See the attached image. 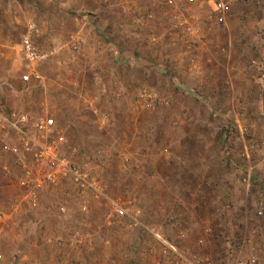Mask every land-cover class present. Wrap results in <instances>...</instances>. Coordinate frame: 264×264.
Wrapping results in <instances>:
<instances>
[{
  "label": "rangeland",
  "instance_id": "374dc122",
  "mask_svg": "<svg viewBox=\"0 0 264 264\" xmlns=\"http://www.w3.org/2000/svg\"><path fill=\"white\" fill-rule=\"evenodd\" d=\"M0 107L52 115L93 184L33 197L0 133V264H170L149 227L264 257V0H0Z\"/></svg>",
  "mask_w": 264,
  "mask_h": 264
},
{
  "label": "built area",
  "instance_id": "2783aa9c",
  "mask_svg": "<svg viewBox=\"0 0 264 264\" xmlns=\"http://www.w3.org/2000/svg\"><path fill=\"white\" fill-rule=\"evenodd\" d=\"M203 1L219 16V19H223L230 3V0ZM164 3L173 6L175 0H164ZM178 19L186 34L193 36L199 33V29L190 24L185 17H178ZM27 48H30L29 45ZM27 55L32 58L33 53L27 52ZM22 77L27 80L29 74H23ZM141 95L146 94L143 92ZM0 133H10L13 139L10 144H4V148L21 154L27 160L22 165L21 184L33 197L36 198L37 193L42 191L46 185H54L62 180L71 182L79 189L93 186L85 168L62 151L61 145L64 137L57 129L52 115L42 112L30 114L25 110H5L0 107ZM248 175L243 179H248ZM63 209L61 207V210ZM113 210L119 215L124 213V209L117 204H113ZM262 212L263 206L261 205L258 213L262 214ZM134 224H137L136 221ZM147 229L164 250L170 253V264H226L223 260H216L206 254H187L154 227ZM236 264H264V257L251 255L244 262Z\"/></svg>",
  "mask_w": 264,
  "mask_h": 264
},
{
  "label": "crops",
  "instance_id": "0c3cea01",
  "mask_svg": "<svg viewBox=\"0 0 264 264\" xmlns=\"http://www.w3.org/2000/svg\"><path fill=\"white\" fill-rule=\"evenodd\" d=\"M11 141H13V139L11 138Z\"/></svg>",
  "mask_w": 264,
  "mask_h": 264
}]
</instances>
